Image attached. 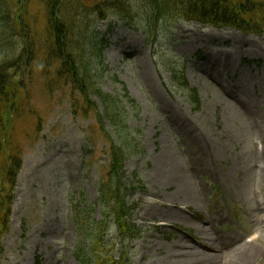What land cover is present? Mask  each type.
I'll use <instances>...</instances> for the list:
<instances>
[{"label": "rangeland", "instance_id": "374dc122", "mask_svg": "<svg viewBox=\"0 0 264 264\" xmlns=\"http://www.w3.org/2000/svg\"><path fill=\"white\" fill-rule=\"evenodd\" d=\"M81 1L89 9L94 0ZM134 4L145 10L142 0ZM111 20L91 22L90 36L107 47L90 68L91 82L117 102L115 128L100 124L98 98L87 104L65 81L50 92L39 69L22 79L24 115L15 134L9 131L24 165L3 264H36L38 257L80 264L74 252L86 235L74 227L70 198L83 195L91 216L102 220L98 195L111 145L128 154L126 178L137 175L146 189L129 198L139 203L134 219L142 238L123 246L111 227L105 240L117 245L116 254L128 253L127 264H213L197 262L201 244L253 238L260 252L253 264H264V38L179 21L163 23L156 40L139 17L134 28ZM20 51L0 21V59ZM183 73L187 89L178 82Z\"/></svg>", "mask_w": 264, "mask_h": 264}, {"label": "trees", "instance_id": "16d2710c", "mask_svg": "<svg viewBox=\"0 0 264 264\" xmlns=\"http://www.w3.org/2000/svg\"><path fill=\"white\" fill-rule=\"evenodd\" d=\"M34 1L39 2L40 12L32 10ZM136 1L139 0H94L88 9L82 6L81 0H0V21L5 22L21 44L18 58L10 54L0 59V264L4 254L2 239L9 232L18 178L24 163L22 147L9 130L15 134V120L24 115L22 107L27 97H20L24 95L22 79L25 74L31 75L32 69H39L44 88L50 92L55 91L58 81H65L86 97L87 104L88 99L98 98L104 108L100 124L106 118L112 126L118 125L114 114L116 100L103 94L91 82V61L94 57H102L106 44L102 47L97 41L98 36H90L94 33L90 14L100 16L99 22L115 18L129 27L138 17L139 21L142 18L140 22L146 25V35L155 38L160 23L177 21L218 29L231 28L246 35L264 37V0H142L146 3L144 11L137 8ZM47 80L53 82L49 84ZM178 82L187 89L183 75ZM191 95L198 104L196 94L192 92ZM126 98L134 105L127 95ZM37 132H41V126ZM105 133L109 135L107 130ZM127 157L124 149L111 145L109 173L99 189L102 221L86 216L89 212L86 207L81 209L77 205L75 208L76 217L80 216L76 225L88 240L76 255L85 264H123L114 258L115 247L105 242L110 230L109 221L119 231L123 243L141 235L131 223L136 206L128 201V197L136 188L143 190V186L140 180L123 181ZM132 178L137 179L136 176ZM85 203L83 196L80 204Z\"/></svg>", "mask_w": 264, "mask_h": 264}, {"label": "bare ground", "instance_id": "6f19581e", "mask_svg": "<svg viewBox=\"0 0 264 264\" xmlns=\"http://www.w3.org/2000/svg\"><path fill=\"white\" fill-rule=\"evenodd\" d=\"M182 195L185 198H189L184 193ZM215 243V240H213V245H200V248L203 250L204 253L202 254V258L197 259V262L203 263L209 261L213 264H218L219 260V264H221V262L225 260V264H253L260 254L258 239L251 241L243 240L238 242L237 240L233 239L221 243L222 246H214ZM218 249H220L221 252H218ZM194 253H197V251H194ZM208 253H210V255H208ZM216 253L219 254L216 256L211 255Z\"/></svg>", "mask_w": 264, "mask_h": 264}]
</instances>
